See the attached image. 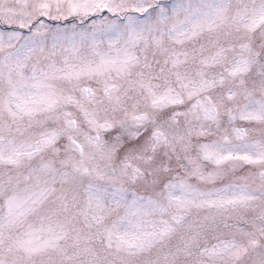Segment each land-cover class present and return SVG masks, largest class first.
Returning <instances> with one entry per match:
<instances>
[{
    "label": "snow or ice",
    "instance_id": "obj_1",
    "mask_svg": "<svg viewBox=\"0 0 264 264\" xmlns=\"http://www.w3.org/2000/svg\"><path fill=\"white\" fill-rule=\"evenodd\" d=\"M0 264H264V0H0Z\"/></svg>",
    "mask_w": 264,
    "mask_h": 264
}]
</instances>
